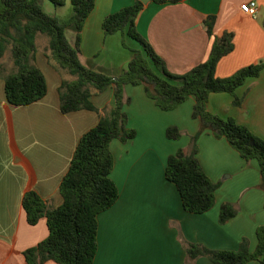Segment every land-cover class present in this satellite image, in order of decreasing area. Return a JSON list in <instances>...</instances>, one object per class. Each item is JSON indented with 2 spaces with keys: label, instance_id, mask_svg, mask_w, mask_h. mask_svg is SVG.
<instances>
[{
  "label": "crops",
  "instance_id": "1",
  "mask_svg": "<svg viewBox=\"0 0 264 264\" xmlns=\"http://www.w3.org/2000/svg\"><path fill=\"white\" fill-rule=\"evenodd\" d=\"M257 3L255 16L244 14L240 6ZM135 0H94L80 34V62L87 68L116 77L127 68L134 55L122 45L121 33L105 35L103 19L130 6ZM44 11L65 21L72 15L69 0L55 7L42 2ZM214 16L212 36L204 21ZM137 31L167 69L177 75L206 61L215 37L233 34V50L217 64L216 76L226 78L243 67L264 63V0H179L176 3L144 5L136 18ZM69 44L76 33L65 29ZM37 47V45H36ZM40 47V46H39ZM47 44L35 53V65L42 72L47 92L40 100L26 105H10L0 76V264H27L24 252L48 235L46 220L29 225L22 198L35 192L51 208L62 204L59 185L68 171L80 137L93 128L114 106L111 87L92 93L98 110L60 111L58 88L66 71H58L45 54ZM141 48V47H140ZM241 104L234 106L228 93H212L208 110L222 118H233L264 139V69L249 77L235 91ZM123 105L128 127L136 137L127 143L112 140L114 158L111 180L117 186V201L97 216V251L93 264H213L206 257L188 261L179 240L200 244L212 250H237L243 238L253 251L256 229L264 225V190L256 160L246 162L224 139L209 130L196 141L197 159L209 179L221 184L215 191L213 207L202 214L186 212L175 185L165 178L167 158L179 149L188 150L190 138L200 129L192 118L195 98L190 96L176 109L163 111L149 98L142 85H126ZM177 126L179 141L167 139L166 129ZM232 204L235 217L219 224L220 206ZM43 264H57L51 260ZM248 264H260L252 260Z\"/></svg>",
  "mask_w": 264,
  "mask_h": 264
},
{
  "label": "trees",
  "instance_id": "2",
  "mask_svg": "<svg viewBox=\"0 0 264 264\" xmlns=\"http://www.w3.org/2000/svg\"><path fill=\"white\" fill-rule=\"evenodd\" d=\"M49 1L55 7L65 4V0ZM69 1L72 15L65 21H59L44 11L43 0H0V76L4 73L1 58L8 46L15 68L14 72L3 76L5 97L10 105L32 104L47 92L45 78L35 65L38 34L47 39L46 56L55 69L64 70L72 77L63 79L58 88L61 113L78 110L97 112L90 99L93 91L101 93L111 87L114 96V106L78 141L68 171L59 185L62 204L51 208L35 192L24 194L22 208L27 223L35 225L44 218L48 229L44 240L24 252L27 264H43L48 260L57 264H93L97 251V216L110 208L119 196L117 186L110 178L114 158L109 145L115 139L124 144L136 137V132L128 127V116L123 111V105L130 102L124 95L128 84L142 85L146 95L163 111L177 108L190 96L195 98L192 118L200 121V129L190 138L187 151L179 149L168 156L164 172L166 180L175 185L186 212L202 214L210 210L219 186L205 174L196 156V141L205 130L217 139H224L246 162L257 161L261 189L264 190V139L233 118H222L208 110V99L212 93H228L233 97V105L239 106L242 99L237 97L236 89L247 78L258 77L264 63L243 67L226 78L217 77L218 62L233 50V34L225 32L215 37L206 61L187 73L173 74L137 31L136 18L144 5L135 0L132 5L107 15L102 21V30L105 35L119 32L123 37L136 41L144 56L140 50L134 51L121 75L108 76L80 62V34L94 8V0ZM178 1L153 0L158 4ZM214 22V16H208L204 21L208 36H212ZM67 27L75 30L73 45L65 36ZM165 134L167 139L176 140L180 131L169 126ZM236 214L232 204H222L219 224L227 223ZM256 239V247L250 251L246 238L241 240L237 250H212L179 237L190 262L206 257L213 264H248L252 260L264 264V225L256 229Z\"/></svg>",
  "mask_w": 264,
  "mask_h": 264
},
{
  "label": "rangeland",
  "instance_id": "3",
  "mask_svg": "<svg viewBox=\"0 0 264 264\" xmlns=\"http://www.w3.org/2000/svg\"><path fill=\"white\" fill-rule=\"evenodd\" d=\"M35 43H36V45H37V50L39 51L41 45H44L45 43L47 44V39H46L44 36L38 34V35L36 36ZM122 45H123V47L125 48V50H127V51H129V52H131L132 49L135 50V49L137 48L138 50H140L141 54L144 56V53H143L142 49L140 48V45H139L136 41L130 39L129 37L126 36V38L123 39V41H122ZM39 46H40V47H39ZM45 56H46V54H45ZM46 57H47V56H46ZM47 58H48V57H47ZM1 63H2V65H3V67H4V71H5L6 73H7V72L12 73V72L15 71V68H14V66H13V62H12V59H11V53H10V48H9V46L6 48V51L4 52L3 57L1 58ZM5 72H4V73H5ZM69 79H71V78H69ZM180 105H181V104H180ZM175 109H176V108H175ZM173 110H174V109H173ZM174 127H176V128L180 131V135H179L178 139L174 140V141L177 142V141H179V140L182 139V137H183V133L181 132V130H180L177 126H174ZM220 186H221V184H219L217 190L220 188Z\"/></svg>",
  "mask_w": 264,
  "mask_h": 264
},
{
  "label": "built area",
  "instance_id": "4",
  "mask_svg": "<svg viewBox=\"0 0 264 264\" xmlns=\"http://www.w3.org/2000/svg\"><path fill=\"white\" fill-rule=\"evenodd\" d=\"M241 12L249 16H255L257 12V3L256 2H247L243 3L240 6Z\"/></svg>",
  "mask_w": 264,
  "mask_h": 264
},
{
  "label": "water",
  "instance_id": "5",
  "mask_svg": "<svg viewBox=\"0 0 264 264\" xmlns=\"http://www.w3.org/2000/svg\"><path fill=\"white\" fill-rule=\"evenodd\" d=\"M143 5L147 4L148 2L150 1H153V0H139Z\"/></svg>",
  "mask_w": 264,
  "mask_h": 264
}]
</instances>
